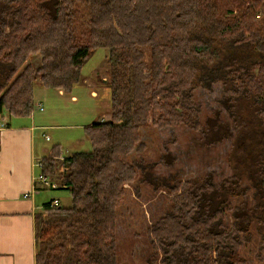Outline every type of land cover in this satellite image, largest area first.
I'll return each instance as SVG.
<instances>
[{
	"label": "trees",
	"instance_id": "1",
	"mask_svg": "<svg viewBox=\"0 0 264 264\" xmlns=\"http://www.w3.org/2000/svg\"><path fill=\"white\" fill-rule=\"evenodd\" d=\"M101 48L111 116L85 126L90 150L41 160L70 200H51L37 215L36 264H121L128 184L168 193L169 206L147 228L148 264H256L246 257L255 223L264 259V0H0L2 127L32 115L37 83L71 94ZM219 82L220 108L203 121L196 91ZM150 119L198 133L199 146L233 140V172L221 180L212 171L188 179L157 172L178 156L166 143L156 161L146 159Z\"/></svg>",
	"mask_w": 264,
	"mask_h": 264
},
{
	"label": "rangeland",
	"instance_id": "2",
	"mask_svg": "<svg viewBox=\"0 0 264 264\" xmlns=\"http://www.w3.org/2000/svg\"><path fill=\"white\" fill-rule=\"evenodd\" d=\"M212 38L215 48L222 53L227 51L226 42L214 35ZM106 53V49H98L84 66L82 75L85 76V81L77 85L73 91V94L79 97L76 102L71 101L70 96L62 99L55 89L43 88L39 83L35 87L34 108L38 107V100L41 97L44 98V111L41 114L53 116L55 122L60 124L57 131L53 127L46 130L52 140L44 142L49 147H53L58 141L57 138L63 136L65 156L71 153V147L75 151L90 150L91 145L86 137L84 126L94 123L98 118H100L99 121L108 120L111 116V92L106 84L109 78ZM31 62L38 64L39 56L34 57ZM92 91H94L93 95ZM196 93L197 100L203 105L202 120L206 121L213 116V110L220 108L218 99L223 94L222 85L220 82L214 83L213 90L200 86ZM224 118L229 119L225 112ZM6 119L9 120L10 117ZM199 136L198 133L183 126L158 129L152 125V119H150V125L143 129L142 135V141L147 147L144 156L148 161H156L167 143L178 156V162L172 168L159 166L156 168L157 172L167 174L170 171H178L183 179L202 176L209 171L214 172L216 180L229 176L233 172L230 159L233 140L226 139L208 148L198 145L196 137ZM81 137L83 139L78 143L72 139ZM173 137L175 141H172ZM84 144L87 148L82 147ZM66 149L69 150L66 151ZM48 178L52 180L51 176ZM126 187L127 193L119 208L117 232L121 264H148L153 248L147 238V228L160 218L169 206L168 193L163 189L154 191L149 185H142L139 193L133 185L128 184ZM49 188L52 193L46 190L49 193L46 198L50 200L60 197L63 203L69 202L70 196L67 190ZM253 232L254 239L246 247V257L251 263L264 264L263 257L262 259L257 257L262 240L256 223L253 226Z\"/></svg>",
	"mask_w": 264,
	"mask_h": 264
},
{
	"label": "crops",
	"instance_id": "3",
	"mask_svg": "<svg viewBox=\"0 0 264 264\" xmlns=\"http://www.w3.org/2000/svg\"><path fill=\"white\" fill-rule=\"evenodd\" d=\"M55 91L62 99L70 96L71 101L79 100L73 92ZM38 102L43 110L36 107L29 117H12L6 120L9 126L0 129V264H36V217L43 212L44 205L54 199L46 198L49 194L46 190L52 193L49 187L36 182L44 172L41 160L57 152L65 157L63 136L57 138L53 147L44 142L52 140L46 130L53 127L57 131L60 124L53 116L41 114L44 98L41 97ZM72 139L78 143L83 137ZM82 147L87 148L85 144ZM74 151L71 147L70 152ZM33 185L38 190L31 196H25ZM57 198L62 202L60 197Z\"/></svg>",
	"mask_w": 264,
	"mask_h": 264
},
{
	"label": "built area",
	"instance_id": "4",
	"mask_svg": "<svg viewBox=\"0 0 264 264\" xmlns=\"http://www.w3.org/2000/svg\"><path fill=\"white\" fill-rule=\"evenodd\" d=\"M38 107L40 110H43V107L38 104ZM2 128V124L0 122V129ZM47 138L49 139V137L47 136ZM42 164V163H41ZM43 165V164H42ZM41 182L44 185H46L47 187H52V188H58V184L56 182L51 181L48 176L44 173L40 174L38 176V178L36 179V182ZM38 190V187L36 185H33V188L30 192H27L25 194V196H31L32 194H34L36 191ZM60 203V200L58 198H54L52 200V205H58Z\"/></svg>",
	"mask_w": 264,
	"mask_h": 264
}]
</instances>
